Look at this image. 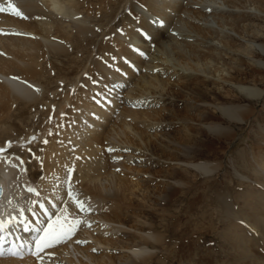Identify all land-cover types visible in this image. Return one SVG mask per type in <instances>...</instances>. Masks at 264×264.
Returning a JSON list of instances; mask_svg holds the SVG:
<instances>
[{"label": "bare ground", "instance_id": "bare-ground-1", "mask_svg": "<svg viewBox=\"0 0 264 264\" xmlns=\"http://www.w3.org/2000/svg\"><path fill=\"white\" fill-rule=\"evenodd\" d=\"M116 2L0 0L4 9L0 11V121L19 102L29 105L39 102L41 94L37 89L43 61L51 53L69 52L74 46V31L82 38L96 33L90 24L93 14L88 12L85 16L82 12L85 5L99 4L112 15ZM15 10L22 15L17 16ZM254 20L264 23V0H127L120 33L113 36L121 45L107 36L105 51L91 58L90 66L73 83L69 95L63 96L64 104L48 113L51 118L43 120L41 131L29 133V143L33 141L29 148L45 154L43 173L34 172V176L40 173L41 178L30 182L22 179L19 175L22 170L17 169L19 162L5 156L8 148L3 154L6 159H0V183L4 187L0 220L14 225L0 233L4 252L0 264H39L44 255L62 260L70 246L89 261L85 263L78 258V264L154 263L156 254L150 252V247L167 245V235L155 231L159 225L154 219L164 216L156 214L162 201H173L188 186L189 182L179 178L184 177L182 171L194 170L207 176L221 169L220 165L196 163L195 151L182 147L176 122L181 121L177 110L181 107L179 97L184 95L188 99L184 109L191 113L207 109L208 104L202 107L194 101L207 94L205 90L210 85L220 90L210 93L213 102L215 97L226 102L223 91L228 85L250 102L264 99L263 89L235 83V74H243L246 64L253 70L264 71V61L252 59L255 54L264 57V25ZM63 22L70 25L64 28ZM71 29L74 30L69 33ZM139 103L146 105L141 107ZM216 111L234 125L245 124L254 114L250 103L216 106ZM205 129L221 138H231L235 131L223 125ZM179 151L183 160L174 157ZM255 168L264 179V165ZM235 173L242 181L253 183L238 170ZM68 177L72 183L69 187ZM166 179L175 184L165 193L161 184ZM29 187L35 188L39 195L29 192ZM69 189L71 192L74 189L72 193L90 211L76 212L77 207L67 194ZM17 196L29 197L26 204L25 200L19 201L21 208L15 206ZM221 199L223 212L236 218L237 209L230 197ZM32 202L43 203L48 214L59 206L55 216L64 215L63 209L67 207L70 217L80 216L87 237L75 233L68 242L46 249L41 259H34L21 247L34 243L35 230L43 224L41 217L30 215ZM256 209L260 222L255 227L246 221L241 223L261 239L264 248L263 198ZM34 212L47 218L38 204ZM89 225L94 228L89 230ZM25 227L29 230L25 231ZM184 229L190 230L191 226L185 224ZM85 239L89 240L87 244L76 242ZM97 247L105 248L104 252L95 251ZM14 249L22 251L24 257L11 255ZM258 261L264 264L263 255Z\"/></svg>", "mask_w": 264, "mask_h": 264}, {"label": "rangeland", "instance_id": "rangeland-1", "mask_svg": "<svg viewBox=\"0 0 264 264\" xmlns=\"http://www.w3.org/2000/svg\"><path fill=\"white\" fill-rule=\"evenodd\" d=\"M115 4L117 7L113 9L114 14L112 15L102 10L99 4H96L97 6L92 4L85 5L82 12L85 16L88 12L93 14L90 24L94 27L96 33L85 38L83 36L82 38L81 35L79 36L74 31V46L69 52L66 54L51 53L49 54L50 56L48 55L47 61H43V72L39 79L40 81H38L40 85L39 87L37 85V90L40 89L39 94H41L39 102L34 105L19 102L11 110V113L6 115L5 120L0 121V147L7 148L8 143H11V148H8L10 151L5 156H9L7 157L8 160L14 158L15 162H19L17 169L21 168L22 170L19 171V175L26 182L37 181L41 178L45 155L44 152H37L29 148V145L33 144V141L29 143L31 131H41V124L45 118H51L52 109L64 104L63 96L69 95L72 90L71 86L81 74L85 73L94 55L105 51L104 48L108 37H111L114 42L121 45L120 40L115 39L116 37L113 36L120 33L123 7L127 4V0H119V3L117 0ZM254 22L264 25L260 21L254 20ZM63 24L62 27L65 28L69 22H63ZM73 30L71 29L69 33L73 32ZM252 59L253 61H264V57L260 54H255ZM243 70V74H235V83L238 82L236 84L256 86L264 90V71L253 70L247 64L243 66ZM95 82H93V85ZM230 87V85L226 86V90L223 91L226 102L218 97H215L216 101L213 102L214 97L210 93L220 90L218 86L210 85L205 90L207 94L203 93L199 99L194 101L202 107H206L207 105L205 104H208L207 109L192 111L193 113L186 112L184 109L188 99L184 95L181 98L179 97L181 107H177V110L181 115L179 116L181 121L176 122L179 124L177 129L181 133L182 147H188L195 151L194 161L196 163L207 162L214 166L220 165L221 169L207 176L194 170H190V172L182 171L184 177L181 178L179 176V178L189 182L188 186L182 189L173 201H162L156 213L158 216L164 215L163 217L156 216L157 220L154 219L159 225L155 231L167 235V247H150V252L156 254L155 262L151 264H249L251 261L250 264H259L258 257L260 255L264 257L263 243H260L261 239L258 236L256 237V234H251L247 229L248 227L241 223L246 221L255 227L260 222L256 213L258 209L256 208L257 202L261 201V198L264 199L262 188L264 179L255 167L264 165V136L260 129V125L264 127V99L250 102L244 96L239 95L234 88ZM231 103L237 105L250 103L254 109V114L247 118L245 124H231L225 120L219 111H216V106H227ZM139 104L138 106L141 107L146 105V103L143 105L142 103ZM171 108L174 109V105ZM49 112L50 114L48 115ZM204 118L206 119L205 121H203ZM191 119H193V122H189ZM191 125H193L194 129H191ZM217 125L234 128L233 137H215L205 129V126L214 128ZM27 149L30 151L27 152ZM180 152L176 153L174 157L177 155L180 159L182 157ZM16 157H19L24 163L20 165V161ZM133 162H136V160ZM180 164L184 165L186 163ZM173 166L178 167L176 165ZM235 169L241 174L248 176L253 183L244 182L238 178ZM183 170H185L184 167ZM35 171L41 174L34 176ZM67 180L66 184L69 187L72 184L70 177ZM174 184L173 180L166 179L161 186L166 193V190ZM72 192H75L74 189ZM198 196L200 199H197ZM223 196H229V201L236 206V218L223 212L224 209H222V204L220 203ZM17 197L15 198V206L17 205L21 208L22 203L19 202L21 200L22 202L25 200L23 204L28 202L26 199L29 197ZM22 208H26V205ZM76 212L78 214L82 213L78 208H76ZM59 213L57 212V214ZM171 214L174 215V217L172 216L173 218L170 216ZM30 215L36 219L41 217L43 222L46 219L42 215H37L36 213L34 215L33 211H30ZM72 215L74 216V214ZM88 215H92V213ZM166 216H169V218ZM175 223L178 224V227L174 226ZM185 224L190 225L191 229L185 230ZM93 228L92 225L88 227L89 230ZM78 229L80 231L77 230L76 234L87 237L84 232L87 229H83L82 224L78 226ZM88 241L86 239L81 240L78 245L87 244ZM93 243L95 242L93 241ZM104 249L97 247L95 251L98 250L102 254ZM74 250L73 246L69 247V253L65 257L66 261H63L65 260L64 258L62 260L59 258L58 260L56 256L51 260L49 255L42 257L43 253H40L42 260L37 263L41 264V261H43L44 264H56L55 261H57V264H69L70 260L75 263L78 262V258H81L85 263H89L88 259L77 250H75L74 254ZM109 250L112 251L113 249L109 248ZM253 252L254 254H252ZM33 257L38 260L37 257Z\"/></svg>", "mask_w": 264, "mask_h": 264}, {"label": "snow or ice", "instance_id": "snow-or-ice-1", "mask_svg": "<svg viewBox=\"0 0 264 264\" xmlns=\"http://www.w3.org/2000/svg\"><path fill=\"white\" fill-rule=\"evenodd\" d=\"M0 11H4V9L0 7ZM15 14L17 16L22 15L18 10H15ZM22 18L27 19V17H22ZM44 143H48V141H44ZM11 146L12 145L9 142L7 145V148H11ZM7 148L0 147V159H6V157H4L3 154L7 151ZM108 151H113V149H108ZM16 159L20 161L21 165L24 163V161L21 160L19 157H16ZM27 190L33 193L34 195H37V196L39 195L38 191L35 188L29 187ZM67 194L69 198L71 199V201L80 210V212L90 211V209L86 207L85 202L79 200L77 196H75L71 192L70 189ZM0 195H2V189H0ZM37 204L39 208L44 211V214L47 216L49 223H47L44 227L35 230L37 232V235L34 238L33 244L21 245V247H25L30 255L37 257V259L39 260L41 259L40 253L44 252L46 249L55 248L58 245L64 244L68 242L69 240H71L72 237L75 235L76 231L78 230V226L81 224L82 221L78 217H70V215L68 214L67 207L63 209L64 215L55 216V219H53V215L48 214V210L44 207V204L39 203V202H32L29 204L28 210L33 211L34 215H35L34 208L37 206ZM21 215H23V210L21 212ZM13 226L14 225L11 221L6 223L0 220V231L8 230ZM28 230L29 229L25 227V231H28ZM76 242L81 243V241H76ZM2 249H3V245L0 244V256L4 255V252ZM11 255L22 257V253L17 249H14L11 252Z\"/></svg>", "mask_w": 264, "mask_h": 264}, {"label": "water", "instance_id": "water-1", "mask_svg": "<svg viewBox=\"0 0 264 264\" xmlns=\"http://www.w3.org/2000/svg\"><path fill=\"white\" fill-rule=\"evenodd\" d=\"M0 189H1V187H0ZM0 198H1V195H0Z\"/></svg>", "mask_w": 264, "mask_h": 264}]
</instances>
